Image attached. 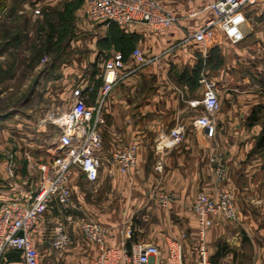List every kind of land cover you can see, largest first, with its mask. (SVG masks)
<instances>
[{
	"label": "crops",
	"instance_id": "obj_1",
	"mask_svg": "<svg viewBox=\"0 0 264 264\" xmlns=\"http://www.w3.org/2000/svg\"><path fill=\"white\" fill-rule=\"evenodd\" d=\"M213 1L173 0L174 9L166 7L180 17L182 28L193 30L212 15L188 19L187 13ZM246 17L245 39L237 45L228 43L218 29L208 34L207 75L212 76V71L220 74L219 82L214 78L221 103V110L216 114H209L201 105L193 104L202 98V87L198 81V89H192L182 75L195 69L200 58L203 63L202 53L192 46L166 53L170 45L181 39V28L157 34L146 25H134L126 31L133 35V41L125 39L121 45L120 35L111 34L110 26L103 25L101 37L94 46L96 59L81 71L74 86L93 87V93L86 100L88 105L94 103L98 88L103 85L107 53L122 55L123 73L135 67V49H140L145 56L162 58L157 64L125 78L108 102L106 126L102 129L104 166L94 183L82 175L86 183L94 185L95 202L87 203L83 193L77 205L71 199V207L55 205L45 216L55 209L78 208L88 219L109 230L108 247L123 250L137 242L153 244L165 258L166 241L173 238L183 243L185 258L190 261L198 229L192 211L196 196L199 193L216 196L228 190L235 197L237 220L217 219L209 230L207 243L211 263L264 264V146L261 141L264 134V2L249 10ZM112 45L115 47L111 49ZM210 56L212 65L216 64L217 56L221 59L216 70L210 69L211 73ZM251 69L255 74H251ZM202 115L208 116L216 126L214 138H207L205 131L196 126L195 121ZM172 131L183 134L179 145H169ZM3 136L0 133V148L4 147ZM130 144L138 145L137 167L123 174L109 159L117 149ZM215 155L225 161L224 182L217 180L210 165ZM159 162L163 165L162 172L155 169ZM36 184L20 180L11 188L6 182L5 164H0V202L18 195L28 196L34 192ZM76 184L75 175L72 196ZM162 195L175 197L166 208L159 204ZM44 217L35 236L38 248L51 222ZM227 243L233 244V252L227 248L217 257L218 249L227 247ZM49 244L54 248V244H60L55 249L63 252V258L50 260L52 264H88L99 253L96 245L84 240L80 226L72 222L66 224L60 238L51 239ZM244 244H249L253 250L244 251ZM43 258L42 255L41 264Z\"/></svg>",
	"mask_w": 264,
	"mask_h": 264
},
{
	"label": "built area",
	"instance_id": "obj_2",
	"mask_svg": "<svg viewBox=\"0 0 264 264\" xmlns=\"http://www.w3.org/2000/svg\"><path fill=\"white\" fill-rule=\"evenodd\" d=\"M264 0H214L202 9H191L188 19L211 14L202 26L193 30L181 27V19L169 10L160 0H85L88 18L95 24L104 26L117 25L127 31L134 25H146L154 33H162L171 28L182 30L181 39L170 45L166 53L175 49L192 46L203 56L206 67L208 34L214 29L220 30L226 41L237 45L244 41L243 27L247 23L249 10L263 3ZM135 67L123 73L124 60L120 53H107L104 61V82L93 104L86 103L93 93V87H76L71 92V106L64 117L56 141L52 158L38 165L39 178L30 195H18L0 202V264H41L42 255L35 241L43 217L53 206L68 207L72 197V182L79 171L88 182L99 179L104 166L101 155L103 147L102 129L106 126V108L113 90L128 76L155 65L162 56L148 57L140 49L133 51ZM44 61V60H43ZM199 83L202 98L193 104L201 105L209 114L221 110V103L216 81L208 77L206 68L201 73ZM195 124L205 131L209 139L217 134L216 126L206 115L200 116ZM169 145H179L184 136L180 131L170 133ZM138 145L130 144L112 153L109 162L121 173L127 174L137 167ZM213 173L219 182H224L227 171L222 156L210 159ZM156 171L162 172L163 165L157 163ZM5 173L11 188L16 187L18 166L15 154L7 156ZM175 197L162 195L159 204L166 208ZM198 229L193 259L187 261L184 246L180 240L168 238L166 256L153 244L137 242L130 249L116 250L106 244L109 230L92 221H83L80 230L87 243L98 247V255L88 264H212L207 243L209 230L219 219L225 222L237 220V208L232 192L220 191L212 196L199 193L192 206ZM59 248L60 244H54ZM18 253L12 261L5 259L9 252Z\"/></svg>",
	"mask_w": 264,
	"mask_h": 264
},
{
	"label": "rangeland",
	"instance_id": "obj_3",
	"mask_svg": "<svg viewBox=\"0 0 264 264\" xmlns=\"http://www.w3.org/2000/svg\"><path fill=\"white\" fill-rule=\"evenodd\" d=\"M160 1L173 9L176 6L173 0ZM102 26L88 18L85 0H0V133L4 135L0 164L15 154L17 184L20 180L36 183L38 165L52 158L53 152L48 151L55 149L77 77L96 59L94 46ZM57 57H61L59 62ZM213 73L209 77L219 82L220 74ZM76 177L77 189L71 199L77 205L84 193L86 202L94 203V185L86 183L79 171ZM44 220L51 222L37 243L42 263L52 264L50 260L63 258V252L49 244L50 240L60 238L67 223L81 226L91 219L78 208H66L51 210ZM226 245L233 252V244ZM243 250L253 247L244 244Z\"/></svg>",
	"mask_w": 264,
	"mask_h": 264
},
{
	"label": "trees",
	"instance_id": "obj_4",
	"mask_svg": "<svg viewBox=\"0 0 264 264\" xmlns=\"http://www.w3.org/2000/svg\"><path fill=\"white\" fill-rule=\"evenodd\" d=\"M4 9H5V7H4ZM110 31H111V34L120 35V38L122 39V40H120V44L121 45H124V42H125L124 40L125 39L126 40L129 39L131 41H133V39H134L133 35L127 34L125 30L121 29L117 25H111L110 26ZM114 45H112L111 49L113 48ZM2 53H3V51H2ZM55 59H56V62H59L61 60V57L60 58L57 57ZM212 61L213 60L211 59V56H210L209 57V60H208V63H209V73H211V70L210 69L216 70L218 68V66L221 64V59H219L218 56L215 58V61H216V64L215 65H212ZM204 68L205 67L203 66L202 60L200 58L199 59V63L195 67V69H193L190 73L188 71L187 72L185 71L182 74L183 77L185 78V80H187V84H190V87H192V89H196V90L198 89V87H199L198 81L200 79L201 73L204 70ZM100 88H101V86L98 89H100ZM261 141H262L263 146H264V134L262 136ZM225 252H226V247L219 248L218 251H217V257H221ZM17 255H18V253L14 252V251L13 252H9V253H7L5 255V259H7L8 261H12L15 258H17Z\"/></svg>",
	"mask_w": 264,
	"mask_h": 264
}]
</instances>
